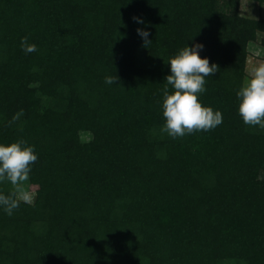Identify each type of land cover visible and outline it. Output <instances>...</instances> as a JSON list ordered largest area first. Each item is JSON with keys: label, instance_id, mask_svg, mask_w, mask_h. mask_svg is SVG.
<instances>
[{"label": "trees", "instance_id": "trees-1", "mask_svg": "<svg viewBox=\"0 0 264 264\" xmlns=\"http://www.w3.org/2000/svg\"><path fill=\"white\" fill-rule=\"evenodd\" d=\"M239 1L0 0V142L39 157L34 203L0 210V264H264V130L236 96L264 19ZM194 42L219 66L199 98L223 123L172 138L167 63Z\"/></svg>", "mask_w": 264, "mask_h": 264}, {"label": "clouds", "instance_id": "clouds-1", "mask_svg": "<svg viewBox=\"0 0 264 264\" xmlns=\"http://www.w3.org/2000/svg\"><path fill=\"white\" fill-rule=\"evenodd\" d=\"M143 28H137L144 46L152 44L150 32L146 22L140 17H134ZM21 48L25 53L37 51V45L29 42L27 36L21 39ZM204 49L202 42L188 43L177 50L169 58L170 74L165 78L167 82L163 92V117L165 122L161 131L172 138L184 137L196 131H210L223 123V113L205 105L200 95L207 91V77L218 72L219 66L210 62L208 56H202ZM108 85L118 84L117 72L104 77ZM171 85L173 91H169ZM238 113L246 125L258 126L264 130V61L256 63L250 70L236 92ZM23 110L15 114L9 124L19 119ZM38 153L33 144L24 138L11 143L0 142V183L9 182L13 188L9 193L0 190V210L11 216L21 203L33 204L35 194L27 182L30 180L32 166L38 160Z\"/></svg>", "mask_w": 264, "mask_h": 264}, {"label": "rangeland", "instance_id": "rangeland-1", "mask_svg": "<svg viewBox=\"0 0 264 264\" xmlns=\"http://www.w3.org/2000/svg\"><path fill=\"white\" fill-rule=\"evenodd\" d=\"M238 13L240 16L244 18L251 19H264V4H258L257 2H253L250 0H240L238 6ZM264 35L258 34L256 40L248 43L247 45V58L245 61V75L243 78V82L250 75L251 68L258 62L263 61L264 57V43H263ZM147 54L144 52H138L137 57L139 63H145ZM242 82V84H243ZM90 136L81 134L82 141H87ZM28 184V182H27ZM8 185L9 189L12 190L13 186L11 184H2ZM32 205V204H30ZM219 264H234L233 262H222Z\"/></svg>", "mask_w": 264, "mask_h": 264}]
</instances>
